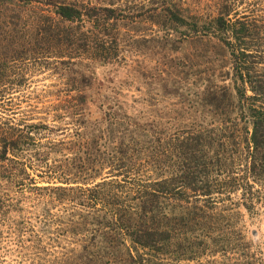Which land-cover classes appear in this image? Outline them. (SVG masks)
I'll return each instance as SVG.
<instances>
[{"label":"rangeland","instance_id":"1","mask_svg":"<svg viewBox=\"0 0 264 264\" xmlns=\"http://www.w3.org/2000/svg\"><path fill=\"white\" fill-rule=\"evenodd\" d=\"M32 1L37 3L23 9L25 19L41 12L56 21L50 4L60 0ZM65 1L90 4L97 9V27L92 28L90 20L82 30H93L96 35L105 30L110 39L105 47L112 56L101 61L97 59L103 52L101 48L85 51L75 48L70 52L56 46V53L37 49L31 60L10 65V73L21 81L15 86H0L4 88L0 93V136L19 132L32 139L29 143L34 142L33 147L18 161L27 166L33 184L23 181V185H16L0 178V199L13 205L0 210V264H30L34 251L20 247L31 244L26 242L29 227L38 234L45 231L40 246L47 251L46 237L62 229L66 222L63 208L68 207L44 205L48 193L35 187L84 189L102 181L122 179L112 177L115 172L109 174L105 161L100 167L94 164L90 169L88 159H92L96 150L102 156L108 148L138 142L135 155L128 154L136 171L131 176L152 182L170 174L171 169L158 164L165 162L166 156H172L175 139L195 133L224 134V128L233 129L231 122L235 114L230 115L231 122L224 123L222 116L227 115L226 108L219 112L203 103L210 88L226 86L234 94L228 51L218 40L219 35L201 29L204 22L219 15L224 2L231 8L230 19L244 17L253 24L254 32H258L255 41L259 47L251 49L255 56L253 67L258 75L264 74V0ZM7 5L0 14V26L14 21L11 16L15 8ZM104 9L113 10L114 15L121 12L128 19L114 21ZM166 9L179 11L184 23L163 25ZM103 16H106L104 22ZM192 18L201 22L196 31L191 27ZM22 34L18 33L19 37ZM113 40L120 44L117 48ZM47 51L52 53L48 55ZM247 180L252 191H259L263 197L250 211L237 206L243 203L241 189L226 188L214 194L213 199L218 207L230 209L227 225L235 230L236 236L240 232L245 238L243 242L249 244L253 258L246 262L237 255H189L192 260L165 258L161 264H264V188L252 179ZM22 221L26 223L25 232L16 243L12 228L15 222ZM55 238L63 244L79 240L78 236L70 235ZM52 250L58 252L55 247ZM37 258L33 263L51 264L53 255Z\"/></svg>","mask_w":264,"mask_h":264},{"label":"trees","instance_id":"2","mask_svg":"<svg viewBox=\"0 0 264 264\" xmlns=\"http://www.w3.org/2000/svg\"><path fill=\"white\" fill-rule=\"evenodd\" d=\"M33 3L37 2L0 0V14L7 4L15 8L11 16L14 21L0 26V86L18 85L21 80L10 73V65L31 60L37 49L55 52L57 46L71 52L75 48L82 51L101 48L103 52L97 59L105 61L112 56L105 47L110 40L105 30L101 35L100 32L96 35L93 30H82L84 23L90 20L92 28L97 27L99 18L95 7L60 0L50 4L56 21L41 12L25 19L23 9ZM228 4L224 2L219 15L208 23L204 22L201 29L219 35L218 40L228 51L234 94L226 86L210 88L203 103L219 112L226 108L227 115L222 116L224 123L231 122L230 115L235 114L231 122L233 129L227 131L224 128V134L195 133L181 140L175 139L172 156H166V161L158 164L171 169L170 174L157 181L131 176L136 171L128 154L135 155L138 147V142L132 141L122 147L108 148L102 156L100 150H96L92 159H88L92 165L90 169L94 164L100 167L99 164L105 161L109 174L115 172L112 177L121 176L120 181H102L84 189L35 187L37 191L48 193L44 205H66L68 208H63L67 215L66 222H61L63 228L46 237L47 251L40 246L45 231L38 234L29 227L26 242L31 241V244L20 247L26 251L30 247L34 251L30 264H39L33 261L40 255H53L51 264H161L165 258L186 261L195 256L218 254L225 257L237 255L246 262L253 258L248 251L249 244L243 242L245 238L240 232L236 236L235 230L227 225L230 209L218 207V202L213 199L214 194L222 193L226 188L241 189L243 203L237 206L250 211L263 197L259 191H252V184L247 179L264 188V74L255 72V56L251 52L254 47H259L255 41L258 32H254L255 27L244 17L242 20L230 19ZM103 12L114 21L128 19L121 12L117 15L113 10L104 9ZM164 12L163 25L184 23L179 11L166 9ZM191 20V27L196 31L201 22ZM20 32L23 33L21 37ZM113 43L116 48L120 45L114 40ZM255 63L259 64L258 61ZM10 74L14 75L13 80ZM29 139L19 132L0 136L1 179L16 185L32 181L26 172L27 166L18 161L33 147L34 142L29 143ZM3 172L8 174L3 175ZM21 176L25 178L19 179ZM12 206L9 200L0 199V210ZM24 226L23 221L13 225L12 235L16 236V243H19L20 234L25 232ZM66 235L78 236L79 240L63 244L55 238H66ZM53 247L58 252H54Z\"/></svg>","mask_w":264,"mask_h":264}]
</instances>
